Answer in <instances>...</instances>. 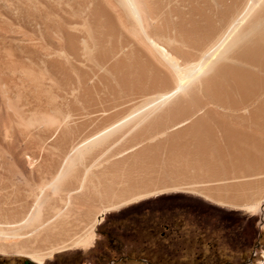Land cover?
Wrapping results in <instances>:
<instances>
[{
    "label": "bare ground",
    "instance_id": "bare-ground-1",
    "mask_svg": "<svg viewBox=\"0 0 264 264\" xmlns=\"http://www.w3.org/2000/svg\"><path fill=\"white\" fill-rule=\"evenodd\" d=\"M37 1L35 2L37 3ZM53 1H50V5L48 4L49 6L47 7L40 3L36 4L32 0L12 1V4L15 3L17 12H20V14L22 13V17L23 14L27 16L28 19L26 18L27 20H25L29 27L31 25H35V27L42 25V30L47 36L48 33L49 35L51 34L48 31L54 30L55 33H60L59 35L66 39V44L64 46L57 47L59 50H49L50 52H46L47 50H45L47 53H45V56L47 57H44L45 59L43 62L46 64V67L47 65L50 67L49 71H52L58 79L56 81L58 84L55 82L53 83L58 87H61V84L63 83L66 85V82H69L73 73H75L78 84L75 87H71V90L73 92H81L80 94H82L84 104L87 102L89 103V99H91L92 96H90L92 93V86H89V80L93 77L96 78V75L100 72L102 73V78L104 80L106 79V87L113 91L120 90V87L112 85L110 82L113 78L112 75H116L114 78H117L124 88L129 90L128 94L130 95H142L151 89L157 91L154 95L145 97L139 102L140 104L137 105L135 110L126 117L114 122L112 125L80 142L74 149H77L76 153L78 156L83 154L85 149L100 143L107 135L111 134L120 126L129 123L132 119L139 118V121L142 118V120L138 122L139 124L144 119L146 120L152 112L158 111L167 103L180 100V95L183 92H186L190 87V94L192 93L195 95L194 93L199 92L201 88L207 96H210L206 98V100L213 101V105L215 102L220 103L222 106H229L230 109L233 108V112L234 110L240 111L241 114L237 112L239 115H230L220 112L218 116H212L211 113L214 111L216 115V110H213L212 112H209V110L202 114H200V110L196 112L193 111L191 117L183 119L171 129H175L176 127L188 123L186 127L174 133H168V130L166 129L159 132L160 135L165 136V138L158 143L157 148L168 147L167 157L164 155L166 160L161 165L157 167H155L154 164L153 166L150 165V167L146 166L147 168L145 167L143 171L138 169L141 173L134 178V182L132 181V178L127 180V177V179L122 182L121 187L117 189L112 187V183L110 186L105 185V187L95 188L92 186L91 182H87V179V184L83 183L85 180L83 177L81 184L76 188V191L83 188L82 192L80 191L81 194L79 197L77 196V199H79L77 204L72 203L73 200L71 201L70 194L72 191L67 192V197L65 196L66 199L64 201H62V199L60 200V202H63L60 206L59 204H50V196L42 195V192L45 191L44 188L49 187V190L56 194L62 190L63 185H70V183L66 184L65 180L69 178L67 177V174H69V164L73 162L72 159L68 163L66 162L68 164H66L67 167L63 166V168L59 169L49 181L40 185L42 187L41 190H39V194L36 192L38 195L34 197L35 200L33 206L27 211V215L25 214V219L33 222L32 220H40L39 218L42 216V210L43 212L45 210L44 206L47 205L46 207L49 208L48 213H46V220L43 222L40 220L42 224L37 228L33 227L32 229H40L41 231L39 237L35 236L37 239L39 238V245L37 247L34 246L36 248L33 250L31 249L32 259L37 262V264H42L45 258L52 256L55 252L72 247L83 248L91 245L95 238V227L102 220L104 212L108 210H116L124 203L138 200L142 197L154 194L155 192L163 193L169 190H191L183 185H179L182 184V177L188 174L194 175L195 173H199L201 176L209 180L222 181L230 178H244L245 174L234 173L236 172L235 170L237 166H234L235 168L231 172L228 171V159L253 160L258 157H264V0H72L71 3L73 2V4L70 2L66 4L67 9L63 10L64 14L62 12L60 13L63 14L62 16L59 14L57 15V10L59 8L57 7V4H51ZM46 3L48 2L46 1ZM9 4L10 3H8V6ZM63 7L65 8V6ZM9 12L10 11H8V13ZM20 20H15V22L17 21V23H20ZM11 21H14V17ZM10 24H12V22H10ZM31 28L27 29L25 26L21 29L20 26L17 27L16 30L18 29L31 37L36 29L38 31V28H34L35 30ZM14 30L11 32H14ZM39 30L40 32L42 31L41 29ZM76 32L77 35L78 32H84L85 34L82 36L84 37L86 35L85 38H87V41L85 42L86 39H83L82 44H80V40L78 41L76 37L77 35H75ZM42 36L44 38V35ZM34 38L32 40H34ZM88 40L91 42V47L90 44H87ZM10 42H8L10 45L14 44H11ZM44 42L46 45V40ZM28 43L35 44V41ZM36 43L39 44L40 42ZM62 44H64V42ZM29 45L30 46L24 48H21L20 46L22 49L21 51H24L29 56L33 55L32 58H34V55L37 54L36 50H38L39 47L37 49V47H34L31 44ZM16 47L17 46L14 48ZM64 47L73 55L80 54L81 52L83 59L85 61H91L93 66L90 63L92 67L83 69V67L79 68L81 66L78 64L79 66L77 68L76 64L75 66L73 65L74 61L72 62L71 60H68V57L61 56L66 54ZM14 48L11 46L6 48L5 46V51L7 54L11 55V53L14 52ZM93 50L96 51V54L93 53ZM42 51L43 50L40 52ZM23 55L24 54H22V56ZM55 55H57V57H55ZM0 56L3 57L2 54ZM19 56L17 55V58L13 57L14 59L10 64L13 69L16 68L15 66H20L19 68L23 74L22 84L25 82L22 86L29 88L30 92H32L39 100V102H37V110L40 115V121L50 119L46 115V112L50 107L51 112L56 113L53 114L50 121L59 122V125H65L70 118L69 112L67 114L65 113L61 118H58L62 112L60 104L56 103L53 99L48 102V104L41 101L46 95V89L43 86L44 83L42 84L43 76L41 73L39 77L34 76L35 73L31 70L34 69V66H31L33 68L29 67L28 65L30 63H27V65L22 59L19 60ZM78 56L80 57V55ZM78 56H73V58L77 59L75 57ZM78 59L75 61H78ZM27 62L29 61L27 60ZM36 62L39 63L37 60L35 63ZM39 65L41 64L39 63ZM0 71L2 70L0 69ZM43 71L44 70H42V72ZM46 71L48 72V68ZM12 72H14V70ZM12 72L10 74H12ZM16 72L17 73H14L17 77V74L19 75L20 72ZM206 74L208 75L205 77ZM7 76L8 75H6V77ZM52 78H50V80ZM53 79L55 81V78ZM7 82L3 85L6 96L8 91L6 86ZM65 85L62 86L65 87ZM160 89H163L164 91H161ZM120 92L122 93V91ZM121 93L118 92V98L119 95H122ZM122 97L125 96H121V98ZM71 98L73 99V97ZM9 100L7 98V104L11 106L12 102ZM63 104H65V102ZM196 105L199 106V102L197 103L192 99L189 100V106L191 109L194 110V108H197ZM71 106L72 103L70 105L69 103L67 104V111L68 109L70 111L73 110L70 109ZM81 106L84 108L86 107L83 106V104H81ZM75 107L73 108L77 111L78 106L76 105ZM167 111L170 110H166L165 116L168 113ZM217 112L219 113V111ZM212 117H215V119H211ZM158 120L161 121L162 118L153 120L150 123L153 126L147 125L139 135L145 136L152 129L157 130L160 127H163L162 125L164 123L159 125ZM155 121L157 124H153ZM51 123L54 124V122ZM220 142L226 144L222 149L218 146ZM237 142L243 143V146L240 149L238 148L239 146L237 147L234 145ZM227 144H231V147ZM144 151L146 152V150ZM68 156L70 155L66 156V160L67 158L69 159ZM221 158H225V160L220 162H228L224 165V168L215 169V160ZM251 168L252 167L250 166L249 168L244 166L242 170L245 171V169L247 170ZM217 170L219 171L217 172ZM123 177L124 176H122V179ZM154 178L172 185L164 186L160 190H151V186H149V188H141L142 190H134L130 187L132 183H135L138 187H144L147 184L146 181H148V179L150 182ZM122 179L120 180L123 181ZM71 183L73 184L72 181ZM102 184H100V186ZM243 185L247 184L242 182L233 184L232 187L235 189ZM72 186L73 185L70 187ZM249 186L250 189H254L253 184L250 183ZM66 189L67 188H65V190ZM208 197L212 198L209 195ZM95 199L96 201H100L101 204L95 214L92 213L94 215H92L93 217H90L91 219L89 220L87 216L91 215L89 214L91 209L94 210L96 203H93ZM261 202L264 206V197L258 201H252L245 206L252 210L256 209ZM1 227L5 226L1 225ZM15 227L16 226H14V228ZM1 233L2 231H0V234ZM0 250H4L2 244H0Z\"/></svg>",
    "mask_w": 264,
    "mask_h": 264
},
{
    "label": "rangeland",
    "instance_id": "rangeland-1",
    "mask_svg": "<svg viewBox=\"0 0 264 264\" xmlns=\"http://www.w3.org/2000/svg\"><path fill=\"white\" fill-rule=\"evenodd\" d=\"M12 1L16 2L19 0ZM12 1L9 0L8 2V0H0V53L3 57L5 56L4 58L0 56V69L2 70L0 71V118H3L0 119V231H2L0 234V244L4 246V250H0V264H22L24 261H30L37 264V262L32 259L31 249L33 250L39 245V238L37 239L36 237H39L41 231L40 229L35 230V228L42 224L41 221L43 222L46 220V213H48L49 208L46 207L47 205L44 206V212H47L44 213L42 210V216L44 217L41 216L39 218L41 221L32 220L33 222H31L27 221L25 217L28 213L27 211H29L34 204V197L38 195L40 192L39 190H41L42 186L40 185L49 181L57 173V171H59V169L63 168V166L67 167V163L71 159L73 163L69 164V174H67V177L69 178L65 180L66 184L70 183V185H63V188L60 191L62 193L59 192L60 194L56 192V194H54V192L49 190V187L44 188L46 193L45 191L42 192L43 196H50V204H59L60 206L63 203L60 202V200L62 199V201H64L67 197V192L70 191L73 193L70 194L71 201L73 200L72 203L77 204L79 202V199L77 198L81 194L83 188L77 191L76 188L81 184L83 177L85 178L83 183L87 184V182H91L92 186L95 188L105 187V185L110 186L112 183V187L117 189L121 187L122 182H124L127 177V180L132 178V181L134 182V178L140 174V171H143L146 166L150 167V165L153 166L154 164V166L157 167L161 165L166 160L168 147H161L162 149L157 148L158 143L165 138V136L160 135L159 132L166 129L168 130V133H174L186 127L188 123L183 126L176 127L175 129H171L178 122L191 117L193 111L196 112L200 110V114H202L203 112H207L209 110V112L216 110V115L214 111L211 113L212 116H218L220 112L230 115H239L237 112L240 114L241 112L238 110H234L233 112V108L230 109L229 106H222L220 103L215 102L213 105V101L206 100V98L210 96H207L201 88L199 92L194 93L195 95L192 93L190 94V87L186 92H183L180 95V100L167 103L168 105L166 104L158 111L152 112V115L150 114L146 120L144 119L139 124L138 122L142 120V118L139 121V118L132 119L129 123L115 129L111 134L102 139L100 143L85 149V151H83L84 153L80 154L79 157L76 153L77 149H74L80 142L89 138L98 131L112 125L114 122L126 117L133 110H135L137 105L140 104L139 102H141L145 97L154 95L157 91L151 89L142 95H130L128 94L129 90L124 88L117 78H114L116 75H112L113 78L111 81L109 79L108 80L112 83V85L120 87V90L113 91L106 87V79L104 80L102 78V73L100 72L96 75L97 77L100 75L98 78H92L94 81L92 79L89 80L88 84L89 86H92V93L90 96H92L91 99H89L90 104L88 102V104H84V99L82 94H80L81 92H73L71 90V87H75L78 84L76 74L73 73L71 80H68L71 84L66 82V85L63 83L61 84V87H58L56 85L58 84L56 82L58 80L56 75L53 74L52 71H49L50 67H48V65L46 67V64L43 62L45 59L44 57H47L45 56V53L50 52L49 50H59L57 47L64 46L66 44V39L59 35L60 33H55L54 30L48 31L51 34L49 35L48 33L47 36L42 30V25L39 26L40 28L35 27V25H31L29 27L26 22L28 19L27 16L23 14L22 17V13L20 14V12H17L15 3L12 4ZM32 1L35 2L37 0ZM46 1L48 3H46ZM50 1L53 0H38L37 3H35H40L41 5L47 7L50 5ZM60 1L61 0H54V3L51 2V4H57V7L59 8L57 10V15L59 14L62 16L64 14L63 10L67 9L66 4L68 2L71 3L72 0ZM8 3H10V7L8 6ZM71 4H73V2ZM63 6H65V8ZM7 10L10 12L8 13ZM61 12L63 14H60ZM13 17L14 21H11ZM9 18L12 19L10 20ZM15 20H20V23H17V21L15 22ZM10 22H12V24H10ZM22 24L25 25L27 29H30L32 26L33 29L38 28V31L37 29H34L37 32L34 31L33 36L30 37L22 31L18 29L16 30L17 27L21 26V29L25 27ZM39 29L42 31L40 32ZM13 30L14 32H11ZM83 34L85 33L78 32V35L77 32L75 33V35H77V40H80L81 42L80 44H82L83 39H86L85 42L87 41V38H85L86 35L83 37ZM42 35H44L45 39ZM32 37H35L34 40H32ZM46 37L49 38L47 39ZM45 40L47 43L46 45L44 42ZM33 41H35V44L28 43ZM8 42L14 44L10 45ZM36 42L40 43L38 44ZM60 42L61 44L64 42V44L61 45ZM89 42L90 41L88 40L87 44H90L91 47V42ZM29 44L37 47V49L39 47V49L36 50L37 54L34 55V58H32L33 55L29 56L24 51H21L22 47H28L30 46ZM5 46L6 48L8 46H11L12 48L17 46L13 49V51H16L17 54L16 52H12L11 55L7 54ZM39 50L43 51L40 52ZM45 50L47 51L45 52ZM64 50L68 51L67 48ZM66 51V54L61 56L68 57V60H71L72 62L74 61L73 65L75 66L76 64L77 68L79 65L81 66L79 68L83 67V69L93 66L91 61H85L83 59L81 52L80 54L73 55L70 54L69 51ZM93 53L96 54V51L93 50ZM22 54L24 55L22 56ZM17 55H20L18 57L19 60L22 59V61L26 64L30 63L29 65L27 64L29 67L34 66L35 71L34 69H31L32 72L35 73H33L34 76L39 77L42 74V84L44 83L43 86L46 89V98H42L41 101L48 104V102L53 99L56 103L60 104L62 112L58 118H61L65 115V113L67 114L69 112L70 118L65 125H59V122L50 121L53 114H56L51 112L50 107L46 112L47 117L50 119L48 118L49 120L40 121V115L37 110V102H39V100L32 92H30L29 88L22 86L25 82L22 84L23 74L19 68L20 66H15L16 68L14 67L15 69H13L10 64V62L14 59L13 57L17 58ZM78 55H80L81 59ZM73 56H78L75 57L77 59L79 58L78 61H75L77 59H74ZM55 57H57V55H55ZM27 60L29 62H27ZM36 60L39 61L41 65H39L38 62L35 63ZM71 61L69 62L72 63ZM47 68L48 72L46 71ZM13 70L15 73H17L16 71H18V73L20 72L19 75L17 74V77L15 73L12 72ZM42 70H44V73ZM11 72L12 74H10ZM6 75L8 76L6 77ZM207 75L208 74H206L205 77ZM52 77L55 78V81ZM50 78L53 80H50ZM4 81H8L6 83L8 88L7 96L3 88L5 83ZM62 85H65L66 88ZM160 90L164 91L163 89ZM120 91H122V93ZM118 92L122 94L119 95V98ZM121 96L125 97L121 98ZM71 97H73V99ZM7 98L8 100L11 98L9 100L12 102L11 106L7 104ZM191 99L197 103L199 102V106L196 105L197 108H194V110L189 106V100ZM70 101L72 103L70 109L73 110L70 111L68 109L67 111V104L69 103L70 105ZM64 102L65 104H63ZM81 104L86 107H82ZM76 105L78 106L77 111L75 110ZM166 110L170 111H167L169 114L167 113L165 116ZM217 111H219V113ZM157 118H162L161 121L158 120V124L161 125L164 123L162 125L163 127H160L157 130L152 129L145 136H140L139 133L143 131L147 125H151L150 123ZM213 118L215 119V117H212L211 119ZM51 122H54V124ZM155 123L156 121L153 124ZM225 145L226 144L220 142L218 146L222 149ZM227 145H230L231 147V144ZM234 145L237 147L239 146L238 148L240 149L243 146V143L237 142ZM144 150H146V152ZM67 155H72V158L68 156L69 159L67 158L66 160ZM164 155H166V157ZM224 160L225 158L215 160V169L224 168V165L229 161L227 163L228 171L231 172L234 170V166H237L235 170L236 172L234 173H243L245 174V177L238 179L230 178L222 181L209 180L201 176L199 173H195L194 175L188 174L182 177V184L179 185H183L191 190H169L163 193L155 192L154 194L142 197L116 210H108L104 212L102 220L95 227V238L91 245L83 248L72 247L55 252L52 256L45 258L42 264H54L55 260H58L59 264H111L113 261H116L115 264H259L257 261L260 259V256L256 255V253L250 257H238L229 255V251L227 250L230 246H241L240 241H238L239 237H251L257 232V224L264 214V206L262 202L256 209L252 210L247 207L246 210H240L231 207L230 205L239 204L237 201L242 200L247 201L248 204L252 201H258L264 197V157H258L253 160L242 159V161L237 159H228L226 163L220 162ZM244 166H247L248 168L250 166L252 168L247 170L245 169V171H243L242 169ZM218 171L219 170H217V172ZM122 176H124L123 179ZM159 180L160 179L156 180L154 178L149 182L148 179V181H146L147 184L144 187H138L135 183H132L130 187L134 190H140L141 188H149V186H151V190H160L164 186L172 185ZM242 182L247 185H243L235 189L232 187L233 184ZM250 183L254 186H252L254 188L253 190L250 189ZM100 184L102 185L100 186ZM71 185L73 186L70 187ZM65 188L67 189L65 190ZM208 195L212 198L208 197ZM95 203L99 204L96 206ZM93 204H95L94 210L91 209V212L89 213L91 215L87 216L89 220L98 210L101 202L96 201L95 199ZM1 225L5 227H1ZM14 226L16 227L14 228ZM33 227H35V231L32 230ZM100 254H103V256L98 261V256Z\"/></svg>",
    "mask_w": 264,
    "mask_h": 264
},
{
    "label": "crops",
    "instance_id": "crops-1",
    "mask_svg": "<svg viewBox=\"0 0 264 264\" xmlns=\"http://www.w3.org/2000/svg\"><path fill=\"white\" fill-rule=\"evenodd\" d=\"M242 161V159H239ZM246 161V160H245ZM239 204L230 205L231 207L246 210L247 201H237ZM238 241H240L241 246L239 247H229L227 251H229V255L232 256H252L254 253L260 256L257 262L259 264H264V214L260 218V221L257 224V232L251 237H239Z\"/></svg>",
    "mask_w": 264,
    "mask_h": 264
},
{
    "label": "flooded vegetation",
    "instance_id": "flooded-vegetation-1",
    "mask_svg": "<svg viewBox=\"0 0 264 264\" xmlns=\"http://www.w3.org/2000/svg\"><path fill=\"white\" fill-rule=\"evenodd\" d=\"M103 256V254L101 255H99L98 256V261H99V259H101V257ZM122 260V259H121ZM143 262V261H142ZM116 263V261H113V262H111V264H115ZM144 263V262H143ZM22 264H34V263H32V262H29V263H26V261H24V262H22ZM54 264H59V261L58 260H55V263ZM83 264V263H82Z\"/></svg>",
    "mask_w": 264,
    "mask_h": 264
},
{
    "label": "water",
    "instance_id": "water-1",
    "mask_svg": "<svg viewBox=\"0 0 264 264\" xmlns=\"http://www.w3.org/2000/svg\"><path fill=\"white\" fill-rule=\"evenodd\" d=\"M134 201H136V200H133V201H129V202H127V203H124V204H122V205H120L118 208H120V207H122V206H124V205H126V204H129V203H131V202H134ZM117 208V209H118ZM30 261H26V263H29Z\"/></svg>",
    "mask_w": 264,
    "mask_h": 264
}]
</instances>
